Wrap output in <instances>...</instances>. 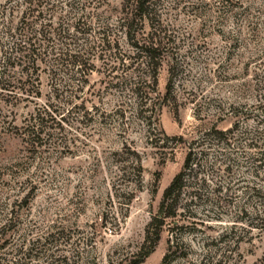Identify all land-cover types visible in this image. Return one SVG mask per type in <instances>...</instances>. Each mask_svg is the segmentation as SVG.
I'll use <instances>...</instances> for the list:
<instances>
[{
	"label": "rangeland",
	"instance_id": "1",
	"mask_svg": "<svg viewBox=\"0 0 264 264\" xmlns=\"http://www.w3.org/2000/svg\"><path fill=\"white\" fill-rule=\"evenodd\" d=\"M96 1L94 29L111 25L106 35L119 41L114 52L131 53L116 28L123 0ZM28 7L23 0H0V18L15 29ZM155 13L165 50L157 87L148 90L151 111H139L123 85L107 86L116 72L108 76L103 61L115 60L99 58L100 50L89 51L92 71L75 75L44 54L16 61V39L2 37L0 74L28 81L40 94L13 90L14 100L0 89V245L7 242L0 264H264V195L254 192L264 193V0H156ZM28 21L39 27L35 18ZM29 32L27 26L22 34ZM49 104L54 108L45 115L41 107ZM37 115L48 121L41 128L33 126ZM213 127L232 130V137L195 148L206 185L202 202L191 204L212 218L164 227L143 259L163 190L182 167L189 143ZM164 135L185 142L174 147ZM170 243L173 253L165 260Z\"/></svg>",
	"mask_w": 264,
	"mask_h": 264
},
{
	"label": "trees",
	"instance_id": "2",
	"mask_svg": "<svg viewBox=\"0 0 264 264\" xmlns=\"http://www.w3.org/2000/svg\"><path fill=\"white\" fill-rule=\"evenodd\" d=\"M7 1L10 3L14 0ZM23 2L29 7L28 13H24L25 15L21 19V26L13 29L12 21H6L0 18V26L2 24L0 28V42L2 37H5V39H16L17 42H14L11 48L12 51L19 49L18 51L21 52V55H19V58H16V61H36V59L41 58V55L44 54L57 62V64L65 66V69L68 68V71H73V74H84V71L89 73L92 71V68H94V65L88 62V57L90 56L89 51L92 48L100 50L97 53L99 58L115 60L103 61V67L108 76L116 72V74L108 80L107 86L119 87L118 84L123 85V88L126 89L130 96L137 100L139 111H151L154 109V103L151 100V95L148 90L151 87V90L154 91L157 87V73L161 67V61L164 56L163 52L165 50L163 37L160 35L161 31H159L160 19L155 13L156 0L122 1L116 28L123 33L127 46L132 50L131 53L124 55H120L119 52H114V48L119 51L118 39L111 40L106 35V30L111 25L105 23L98 25L97 29H94L91 23L94 18L100 19L97 7L100 5L98 1L23 0ZM90 6L93 8L91 13L87 11V8ZM57 10H59V15L56 17L57 23H54V15L57 13ZM33 12H36V15H34ZM1 13L6 14L7 11L3 8ZM73 17L76 18L71 19ZM29 18H35V22L38 21L40 23L37 29H33L30 26V22L28 21ZM87 19H89V22H87ZM146 25L149 31L144 32V26ZM27 26H29L30 32L29 35L24 36L22 33L25 32ZM71 26L73 27V31H76L75 34H72ZM96 33L98 36L91 38V34L95 35ZM18 35L22 37L21 40H17ZM77 35L79 36L77 37ZM87 45L89 47H87ZM27 46V51L29 53L26 54L24 52V54H22V50L25 51ZM41 48L43 49V53L39 51ZM35 52H37V55L34 54ZM4 61H7L8 64L9 61L13 60L11 57H5ZM120 70L121 73L124 74V79H119L116 76ZM83 82H86V79ZM171 85L172 76H170L168 80L166 93L162 98L163 103L167 104L169 101ZM64 88L65 91L73 93V90L70 89L69 86H65ZM0 89L11 91L8 92L9 94H7V97L14 100L16 99V93H12L13 90L21 91L23 94H26L27 97L31 96V94L35 96H39L40 94L38 87L30 86V82L22 80L11 81L4 79L2 74H0ZM74 98L75 97H73V99ZM70 102L71 101H68L67 104ZM83 106V103L80 105L73 104L69 112L71 113L73 110L81 109ZM50 108H54V106L49 104L41 107L45 115L48 114ZM54 110L58 112L60 108L58 107L53 109V111ZM38 112H40V110H38ZM37 116L38 121L33 126L41 128L48 121H45L46 117ZM62 119L63 117H61L59 121H62ZM50 120L55 122L52 118ZM144 120H147V125L150 128L152 125L151 116L145 117ZM56 125L59 126L60 123L57 122ZM33 130L34 128L32 129V133L30 132L29 134L34 138L35 132ZM231 133L232 130H220L213 127L205 132L202 138L189 143L183 165L169 185L163 190L157 214L152 217L146 230L143 249H147V251L144 253L143 259L153 251L154 247L159 242L164 227L171 224L177 228L182 221L204 224V222L208 220H204L203 218H212L207 214H199L195 208L202 202L200 189L206 185V179L199 177L201 167L195 148L205 142L217 144L223 142L228 143L232 137ZM164 138L166 142L170 141L174 147L177 145V142H185L184 138L181 136L168 137L164 135ZM199 154L202 155L203 152ZM194 181L199 183V189L192 188ZM254 192L256 196L264 195L261 189H254ZM185 195L187 198L184 200L183 197ZM191 204L196 206L192 208ZM5 243L7 242L3 241L0 246H3ZM13 252L18 253L19 251L14 250ZM171 253H173V251L170 243L168 254L164 259L168 260ZM6 264H19V261L13 259V261H8Z\"/></svg>",
	"mask_w": 264,
	"mask_h": 264
}]
</instances>
